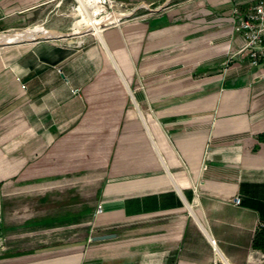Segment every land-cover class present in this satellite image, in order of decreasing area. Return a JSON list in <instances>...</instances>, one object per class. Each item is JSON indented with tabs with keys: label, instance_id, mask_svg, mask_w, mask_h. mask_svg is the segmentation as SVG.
<instances>
[{
	"label": "crops",
	"instance_id": "0c3cea01",
	"mask_svg": "<svg viewBox=\"0 0 264 264\" xmlns=\"http://www.w3.org/2000/svg\"><path fill=\"white\" fill-rule=\"evenodd\" d=\"M53 1L0 0V31ZM252 1L0 42V264H264V62L232 17Z\"/></svg>",
	"mask_w": 264,
	"mask_h": 264
},
{
	"label": "rangeland",
	"instance_id": "374dc122",
	"mask_svg": "<svg viewBox=\"0 0 264 264\" xmlns=\"http://www.w3.org/2000/svg\"><path fill=\"white\" fill-rule=\"evenodd\" d=\"M178 1L181 0H111V5H108V10L121 13L119 17L121 19L126 16H133L163 8ZM47 9L50 11L46 12L44 19L41 20L40 23L35 22L18 29L9 30L10 32L0 31V33H5L6 35L14 33L15 35L16 33L26 30L25 27L31 28L30 26L36 27V25L42 27L47 26L48 28H54L64 33H70V35L78 39L80 43H84V38H86V36L95 37L98 32H101L102 27L109 24V21L104 20L101 28L92 29L97 21L88 18L82 7H79L78 0H54L48 5ZM127 13H130V15H127ZM100 16V14H97V17ZM16 197L15 195V198ZM16 207L17 204L15 201L14 209H16Z\"/></svg>",
	"mask_w": 264,
	"mask_h": 264
},
{
	"label": "built area",
	"instance_id": "2783aa9c",
	"mask_svg": "<svg viewBox=\"0 0 264 264\" xmlns=\"http://www.w3.org/2000/svg\"><path fill=\"white\" fill-rule=\"evenodd\" d=\"M100 6L98 14H106L105 21L109 23L118 21L120 18L114 19L108 16L113 10H108L111 0H96ZM130 15V13H127ZM120 17V16H119ZM233 28L239 32L243 39V49L246 50L251 65L257 66L264 62V0H254L245 8H241L235 4L232 7ZM233 202H240L239 196L233 197ZM102 211V204L98 203L96 212ZM6 237L0 230V250L5 248ZM211 243L215 244V240L211 238Z\"/></svg>",
	"mask_w": 264,
	"mask_h": 264
},
{
	"label": "bare ground",
	"instance_id": "6f19581e",
	"mask_svg": "<svg viewBox=\"0 0 264 264\" xmlns=\"http://www.w3.org/2000/svg\"><path fill=\"white\" fill-rule=\"evenodd\" d=\"M79 1V7L81 6L85 14L88 16V18L95 19L96 24H94V28L92 29H98L99 27L103 25L104 20L106 19V14L101 15L100 17H97L98 12L101 10L100 6H98L95 2L96 0H78ZM82 12V11H81ZM112 15V16H111ZM121 13L112 11L111 13H108V16L113 17L114 19L119 18ZM84 18V16H83ZM87 24L89 25L88 21ZM35 31L40 32V34H49L48 30L42 26H36L31 27L28 31L24 33H16L15 35H6L5 33H0V42L10 41V40H18L23 38H32V35ZM23 32V31H22ZM38 35V34H37Z\"/></svg>",
	"mask_w": 264,
	"mask_h": 264
},
{
	"label": "trees",
	"instance_id": "16d2710c",
	"mask_svg": "<svg viewBox=\"0 0 264 264\" xmlns=\"http://www.w3.org/2000/svg\"><path fill=\"white\" fill-rule=\"evenodd\" d=\"M258 138L264 141V131L258 134ZM253 246L264 250V227L255 233L253 238Z\"/></svg>",
	"mask_w": 264,
	"mask_h": 264
},
{
	"label": "water",
	"instance_id": "95a60500",
	"mask_svg": "<svg viewBox=\"0 0 264 264\" xmlns=\"http://www.w3.org/2000/svg\"><path fill=\"white\" fill-rule=\"evenodd\" d=\"M70 41H72V39H69ZM114 233H104V234H98V235H94L92 237V239H102V238H108V237H112L114 236Z\"/></svg>",
	"mask_w": 264,
	"mask_h": 264
}]
</instances>
